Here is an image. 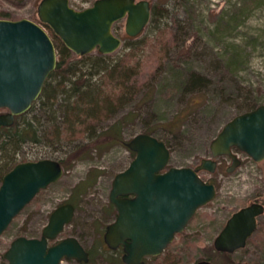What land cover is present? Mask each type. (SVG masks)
Wrapping results in <instances>:
<instances>
[{"label":"rangeland","instance_id":"rangeland-1","mask_svg":"<svg viewBox=\"0 0 264 264\" xmlns=\"http://www.w3.org/2000/svg\"><path fill=\"white\" fill-rule=\"evenodd\" d=\"M40 1L0 0V18H29L41 23ZM94 1L70 0L78 8ZM149 1L157 14L138 36L127 34L125 19L113 28L122 44L111 56L135 48L137 73L131 82L138 92L101 123L100 138L88 156L71 159L63 176L42 189L13 219L0 236V264L7 263L4 254L15 238L40 237L51 212L67 201L76 203L77 209L59 239L76 236L91 251L93 261L88 264H110L108 254L113 250L104 241V233L117 211L110 204L109 193L116 173L127 168L135 156L126 142L140 132L152 133L169 143L167 168L195 167L201 159L212 156L210 144L229 120L247 111L248 106L264 104V0ZM139 59L142 64L137 67ZM190 71L207 76V86L186 91L183 81ZM37 106L18 121L38 115L45 122L47 116ZM118 122L121 127L114 129ZM110 134L120 139L112 141ZM66 148L70 150L71 145L65 144ZM64 150L28 141L16 160L60 159L66 155ZM237 153L242 164L235 171H227L232 160L222 155L215 172H200L204 180L215 184L216 197L200 207L165 251L147 264H196L204 258L214 264H264V214L246 247L224 253L214 246L233 212L254 201L264 203V160L255 161L243 151ZM61 264L84 263L65 259Z\"/></svg>","mask_w":264,"mask_h":264},{"label":"water","instance_id":"water-1","mask_svg":"<svg viewBox=\"0 0 264 264\" xmlns=\"http://www.w3.org/2000/svg\"><path fill=\"white\" fill-rule=\"evenodd\" d=\"M41 23L29 18H0V132L12 126L40 96L58 62L54 40L43 24L49 25L64 44L79 56L96 50L111 54L122 44L114 24L126 19V32L138 36L149 24V0H96L76 9L70 0H41ZM135 152L129 166L116 173L109 199L117 210L107 225L104 240L109 248L123 247L125 264H146V258L162 254L182 232L196 211L216 197L215 184L200 176L201 170L215 172L218 157L232 159L233 172L242 159L235 149L255 161L264 160V104L229 120L210 144L212 156L195 166H171V149L152 133L140 132L126 142ZM64 174L59 159L41 158L17 163L0 184V236L13 219L42 190ZM72 202L57 206L40 237L18 236L4 254L5 264H60L64 259L89 262L90 252L76 236L54 244L73 220ZM264 214V203L252 202L233 212L214 240L219 252L234 253L246 247ZM196 264H214L210 259Z\"/></svg>","mask_w":264,"mask_h":264},{"label":"trees","instance_id":"trees-1","mask_svg":"<svg viewBox=\"0 0 264 264\" xmlns=\"http://www.w3.org/2000/svg\"><path fill=\"white\" fill-rule=\"evenodd\" d=\"M153 14H157L155 7ZM44 25L50 29L58 51V62L47 78L40 96L25 113L36 110L39 104L47 120L42 122L41 116L34 115L21 123L18 121L23 115L21 114L12 126L3 128L0 134L1 179L19 163L16 160L17 153L28 141L44 142L55 150H64L65 144L71 145L70 150H64L66 155L59 159L64 169L70 165L71 159L87 157L91 147L100 138L98 128L101 123L114 116L139 90H136L131 82L137 73L133 63L134 47H131L132 51L122 52L116 57L100 51L96 55L90 53L75 56L49 25ZM139 64H142L141 59L137 67ZM208 82L207 76L190 71L183 81V86L186 91L193 92L197 88L207 86ZM256 107L248 106L247 110ZM117 124L114 129L121 127L119 122ZM109 137L112 141L120 139L117 134H110ZM84 138L94 140L77 142ZM166 143L169 146L167 141ZM133 154L135 155L134 152ZM83 188H80L78 193H81ZM108 257L110 264H124L120 255L114 251L109 253ZM92 261L91 254L89 262L83 263ZM165 261L168 263L169 259L165 257Z\"/></svg>","mask_w":264,"mask_h":264},{"label":"flooded vegetation","instance_id":"flooded-vegetation-1","mask_svg":"<svg viewBox=\"0 0 264 264\" xmlns=\"http://www.w3.org/2000/svg\"><path fill=\"white\" fill-rule=\"evenodd\" d=\"M95 1H96V0H95ZM95 1H94V2H95ZM94 2H92V4H93ZM70 3H71V2H70ZM150 3H151V2H150ZM92 4H91V5H92ZM71 5H72V4H71ZM91 5L88 4V5L83 6V7H81V8H78L77 6H74V5H72V6L75 7L76 9H83V8L89 7V6H91ZM151 8H152V11H153L152 4H151ZM125 20H126V19H125ZM117 22H118V21H117ZM114 25H115V24H114ZM1 110H5V111L0 112V114H1V113H5V112L8 111L7 109H4V108H1L0 111H1ZM19 116H20V115H19ZM17 117H18V116H17ZM17 117H16V119H17ZM15 121H16V120H15ZM14 123H15V122H14ZM3 128H5V127H3ZM3 128H2V130H3ZM2 130H1V132H2ZM1 132H0V134H1ZM235 151H239V150L235 149ZM231 160H232V159H231ZM231 163H232V161H231ZM231 163H230V164H231ZM241 164H242V162H241ZM241 164H240V165H241ZM218 165H219V164H218ZM196 166H197V165H196ZM238 167H239V166H238ZM238 167H237V168H238ZM227 168H228V167H227ZM227 168H226V169H227ZM237 168H236V169H237ZM236 169H235V170H236ZM235 170H234V171H235ZM201 171H207V170H201ZM201 171H200V172H201ZM208 172H209V171H208ZM211 173H213V172H211ZM207 182H208V181H207ZM210 183H211V182H210ZM109 200H110V199H109ZM67 202H71V201H67ZM254 202H255V201H254ZM258 202H262V201H258ZM72 203H73V202H72ZM262 203H263V202H262ZM110 204H112V206L115 208L114 204H113L111 201H110ZM250 204H251V203H250ZM74 205H75V204H74ZM75 207H76V205H75ZM243 207H244V206H243ZM76 209H77V207H76ZM115 209H116V208H115ZM116 211H117V210H116ZM116 216H117V214H116ZM259 217H260V216H259ZM259 217H258V223H259ZM115 218H116V217H115ZM73 219H74V218H73ZM71 222H72V221H71ZM110 223H111V222H110ZM69 224H70V223H69ZM67 225H68V224H67ZM67 225L65 226V229H66ZM106 227H107V226H106ZM65 229H64V231H65ZM64 231H63V232H64ZM105 231H106V230H105ZM63 232H62V233H63ZM62 233H61V234H62ZM61 234H60V235H61ZM60 235L58 236V238H57L56 240H51V241H50V244H54V243H56L57 241L63 239V238H60V239H59ZM70 236H71V235H70ZM66 237H67V236H66ZM64 238H65V237H64ZM80 241H81V240H80ZM104 241H105V240H104ZM81 242H82V241H81ZM82 243H83V242H82ZM83 245H84V244H83ZM84 246H85V245H84ZM85 247H86V246H85ZM86 249H88V248L86 247ZM110 249H111V248H110ZM111 250H113L114 252L118 253V254L120 255L121 259H122V255H123V252H124L122 246H120V247L117 248V249H111ZM88 251L90 252L89 249H88ZM120 252H121V254H120ZM160 255H161V254H160ZM160 255H158V256H160ZM158 256H152V257H148V258H146V259H145V260H146V264L148 263V260H149V259H153V258H156V257H158ZM90 258H91V252H90ZM64 260H65V259H64ZM67 260H69V259H67ZM76 261H77V260H76ZM122 261H123V259H122ZM78 262H79V261H78ZM81 263H83V262H81ZM85 263H87V262H85ZM123 263H124V261H123ZM60 264H61V263H60ZM124 264H125V263H124Z\"/></svg>","mask_w":264,"mask_h":264}]
</instances>
